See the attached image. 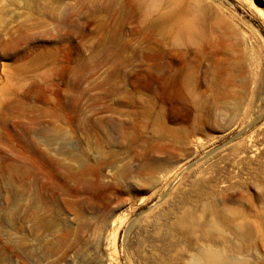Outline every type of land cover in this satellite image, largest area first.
Listing matches in <instances>:
<instances>
[{"label": "rangeland", "instance_id": "obj_1", "mask_svg": "<svg viewBox=\"0 0 264 264\" xmlns=\"http://www.w3.org/2000/svg\"><path fill=\"white\" fill-rule=\"evenodd\" d=\"M0 264H264V0H0Z\"/></svg>", "mask_w": 264, "mask_h": 264}, {"label": "bare ground", "instance_id": "obj_2", "mask_svg": "<svg viewBox=\"0 0 264 264\" xmlns=\"http://www.w3.org/2000/svg\"><path fill=\"white\" fill-rule=\"evenodd\" d=\"M148 0H136V3H138L140 6H145ZM154 3L158 2L159 0H153ZM172 1V3L177 4L180 2V0H169ZM181 32L184 34H187L189 37L194 38L196 36V32L194 30V22L190 21L189 19L183 23L181 26Z\"/></svg>", "mask_w": 264, "mask_h": 264}]
</instances>
